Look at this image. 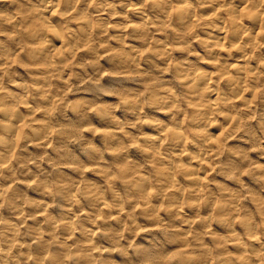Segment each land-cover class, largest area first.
Returning <instances> with one entry per match:
<instances>
[{"label":"clouds","instance_id":"clouds-1","mask_svg":"<svg viewBox=\"0 0 264 264\" xmlns=\"http://www.w3.org/2000/svg\"><path fill=\"white\" fill-rule=\"evenodd\" d=\"M0 264H264V0H0Z\"/></svg>","mask_w":264,"mask_h":264}]
</instances>
